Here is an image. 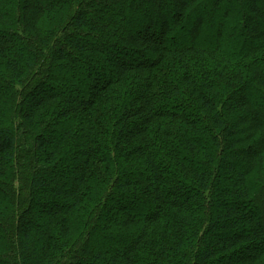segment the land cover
<instances>
[{
  "label": "trees",
  "instance_id": "16d2710c",
  "mask_svg": "<svg viewBox=\"0 0 264 264\" xmlns=\"http://www.w3.org/2000/svg\"><path fill=\"white\" fill-rule=\"evenodd\" d=\"M0 264H264V0H0Z\"/></svg>",
  "mask_w": 264,
  "mask_h": 264
},
{
  "label": "rangeland",
  "instance_id": "374dc122",
  "mask_svg": "<svg viewBox=\"0 0 264 264\" xmlns=\"http://www.w3.org/2000/svg\"><path fill=\"white\" fill-rule=\"evenodd\" d=\"M239 9H240V7H239ZM222 13H223V12H222ZM222 13H221V12H218V14H214L213 17H212V19L210 18V22H211V23H215V24H219V23H221V22H222ZM213 29H214V27H213L212 24L206 25V28H205V30H204V32H203V35H206V31H207V30H210V32H211V30H213ZM156 31H158V28H155V32H156ZM216 31H217V30H216ZM155 32H154V34H155ZM207 32H208V31H207ZM181 40H183V38H181ZM198 40H199L200 42H202L203 40H206V41H208L210 44L213 43V41H215L214 38H213V36H212V34H210V33H209V35H207V36L205 37V39L202 38V37H199ZM177 43H181V41L178 40ZM127 54H128V53H127ZM128 56H129V55H128ZM132 57H134V58L137 60L140 56H138V54H136V55L133 54ZM144 58L146 59V57H144Z\"/></svg>",
  "mask_w": 264,
  "mask_h": 264
}]
</instances>
